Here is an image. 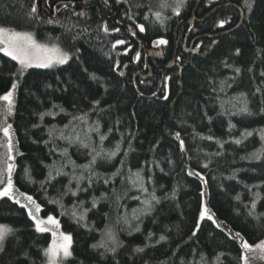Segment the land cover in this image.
<instances>
[{
    "label": "trees",
    "instance_id": "1",
    "mask_svg": "<svg viewBox=\"0 0 264 264\" xmlns=\"http://www.w3.org/2000/svg\"><path fill=\"white\" fill-rule=\"evenodd\" d=\"M248 3L167 0L161 8V0H0V26L32 32L71 55L65 65L21 73L0 52V96L19 85L7 117L18 153L14 186L41 206V219L60 224L40 233L24 208L0 199V225L14 230L0 264H46L52 231L72 237L73 255L63 264H243L242 242L264 241V156H253L264 149V0ZM33 5L38 14L30 12ZM194 13L197 21L186 25ZM188 32L198 53L183 51ZM160 39L168 41L160 45L164 58L150 71L145 48ZM174 54V66L163 68ZM8 163L0 146V188ZM153 193L158 202L139 211ZM204 204L220 228L200 219ZM108 230L118 243L114 253L92 247Z\"/></svg>",
    "mask_w": 264,
    "mask_h": 264
},
{
    "label": "snow or ice",
    "instance_id": "2",
    "mask_svg": "<svg viewBox=\"0 0 264 264\" xmlns=\"http://www.w3.org/2000/svg\"><path fill=\"white\" fill-rule=\"evenodd\" d=\"M107 2V0H106ZM85 3H87V0H85ZM245 5L250 6L248 3V0H245ZM167 0H161L160 7H167ZM65 8L69 7L68 4L64 5ZM30 12L33 14H38V8L37 6L33 5L30 8ZM77 16H86L87 14L85 12H77L75 13ZM179 14V13H177ZM156 20L162 21L161 13L155 12L154 13ZM145 19H148V17H145ZM51 23V21H49ZM139 31L144 32L145 28L143 25H139ZM103 30L106 34L109 33V29L105 25L103 27ZM116 32H119V29H115ZM135 35V33H133ZM124 40H118L116 44H124ZM168 43L165 39H160L159 41L155 42L156 45H166ZM115 47V45H114ZM0 52L4 54L6 57H10L11 60L15 61L20 66V71L25 72L28 69L31 68H51L54 65H62L68 63V60L70 59V56L62 52L59 48H48L46 45L39 43L35 36L31 32H20L16 31L14 29L6 28L3 26H0ZM237 72H239V69H236ZM264 75V73H261ZM166 79H171L170 77H166ZM19 85L18 83H12L11 84V90H9L6 94L0 96V102H3L4 108L3 111H0V115L4 116V123L3 125H0V131L3 133V137L6 138V143L0 146H4L7 149V158L8 160H14L15 157L12 155L13 149H14V135H13V126L11 123L7 122V117L13 115L14 109H15V93L18 89ZM167 99V97H165ZM247 105L243 108H241V112H247ZM47 115H51V113H47ZM43 119V116L41 117ZM83 119V118H80ZM49 134L52 135V130H49ZM246 136H251V132H247L245 134ZM177 136H179V133H177ZM61 139L67 140L69 143H73V137L72 136H65L63 132L60 133ZM101 139H104V137H101ZM209 139H211L209 137ZM261 139L264 140V133L261 135ZM75 141L83 144L84 142L80 139L79 136L75 137ZM183 141H180L181 147H183ZM235 143L239 144L241 143L240 140H236ZM87 146V145H84ZM223 146V145H221ZM119 149V145L117 146V150ZM116 153H110L108 154L109 157L114 156ZM62 155H67L66 151L62 153ZM97 156L100 155V153L96 154ZM254 158H261L264 156V149H262L258 153L253 154ZM95 162V157H93L92 163ZM87 167V166H86ZM204 168H208V164L203 165ZM14 171V165L12 163L7 164V182L6 186L3 188H0V199L8 198L12 200L14 203L20 205V207L24 208L27 212L28 217L33 221L34 226L36 228V231L40 233H44L49 231L45 225L52 224L56 228L60 227L59 221L53 217L48 216L47 219H41L38 215V213L41 211V206L36 202V200L31 196L27 194H21L19 191L15 188L13 179H12V173ZM26 175L29 176L28 170H25ZM60 172L57 170V175H59ZM137 179L139 180V173L135 174ZM197 175H200L197 173ZM49 177L54 179L55 177L52 174V171H49ZM73 179L77 180L79 182L80 180L84 179L83 176L79 177H73ZM89 183H91V176H89ZM201 179H204L201 177ZM0 183H3L0 181ZM105 183H108L106 180ZM133 183H136V181H133ZM207 184V181L205 180V185ZM140 190L142 192H147V189L143 186V181L139 180ZM71 190V189H69ZM79 190V189H78ZM73 195H76V192L72 193ZM23 195V198L27 200V204L21 203L20 199H17L18 196ZM205 193H201V196H204ZM258 196V194H257ZM139 199V197H137ZM239 199V197H237ZM152 201H157V197L155 194H151V200L145 199L142 201V203L145 205V208L142 210H139L141 212H147L151 208ZM31 206V207H30ZM96 206V201H93V207ZM252 209L256 208V203L253 202L251 205ZM76 206H74L72 210V215L77 216L76 212ZM252 213L250 212L249 215ZM134 218L136 217V213L133 214ZM207 218L208 220H212L214 224H216V227L220 228L221 225L213 218V216L210 214V211L207 207V204L203 205V209L201 212L200 219L203 220L204 218ZM79 220L85 219V214L81 213L78 217ZM125 222L127 223V217L124 218ZM138 230V229H137ZM14 230L8 227L7 225H0V252L4 251L5 248V242L7 240V237L9 234H11ZM196 233L194 232L193 235ZM56 233L53 232V236L55 237ZM241 234L239 232L235 233L236 238H240ZM165 237L161 236L160 240H164ZM109 241L111 242V247H109ZM71 245H72V237L71 235L67 234H60L59 240L53 239L51 242L50 247L44 250V256L47 257L46 264H63V261L66 260L69 257H72L73 253L71 251ZM93 248H105L107 251L115 252L116 248L118 247V243L113 236L112 232L110 230L107 231V239L102 240L99 245H92ZM241 248L243 250V255L240 256V260L243 261V264H251L252 261H255L256 259H264V241L256 243L255 246L248 243L247 240H244L241 244ZM138 252L143 251V249H137ZM219 259V258H217Z\"/></svg>",
    "mask_w": 264,
    "mask_h": 264
},
{
    "label": "flooded vegetation",
    "instance_id": "3",
    "mask_svg": "<svg viewBox=\"0 0 264 264\" xmlns=\"http://www.w3.org/2000/svg\"><path fill=\"white\" fill-rule=\"evenodd\" d=\"M189 35H190V32H188V34L186 35V39H185V42L183 44L184 53L194 52L195 49L199 46V45L196 46V44H197V40L196 39L197 38L190 40ZM175 46L177 47L176 40H175ZM155 48H156V50H161L162 51V56H161V58H155V59L153 57H151V56H148L146 61H147V66L150 68V71H152V67H151L152 65L154 67L158 68L159 64L157 62L160 59L164 58V49H163V47H160V45H158V46H155ZM175 57H176V54H174V57L172 58V60L170 62L175 61ZM150 62H151V64H150ZM167 64H169V63H167Z\"/></svg>",
    "mask_w": 264,
    "mask_h": 264
},
{
    "label": "rangeland",
    "instance_id": "4",
    "mask_svg": "<svg viewBox=\"0 0 264 264\" xmlns=\"http://www.w3.org/2000/svg\"><path fill=\"white\" fill-rule=\"evenodd\" d=\"M32 33V32H31ZM33 34V33H32ZM34 36H35V38H36V40L39 42V43H41V44H44V45H46L48 48H59V49H61L62 50V52H65V53H67L69 56H70V58H71V55L68 53V52H66V51H64L59 45H57V44H55V43H52V42H47V41H42V40H40L35 34H33ZM70 60V59H69ZM68 60V61H69ZM62 65H65V64H62ZM56 66H60V65H54L53 67H56ZM20 67V66H19ZM53 67H51V68H53ZM28 71V70H27ZM26 72V71H25ZM25 72H21V73H25ZM15 83H18V81H16ZM13 126V125H12ZM13 130H14V128H13ZM14 132V131H13ZM16 152V150H15V146H14V149H13V153H12V155L16 158V156H17V154L15 153ZM15 161V159L14 160H9V163H12L13 165H14V162ZM12 176H13V173H12ZM55 233H56V235H55V237L53 236V231H52V240L55 238V239H57V240H59V237H60V234H61V232L60 231H54ZM66 234V233H65ZM67 235H69V234H67ZM260 242H262V241H260ZM248 243H250V242H248ZM256 243H259V242H256ZM256 243H250V244H252L253 246H255V244ZM64 262V261H63ZM254 262V264H264V259H256L255 261H253Z\"/></svg>",
    "mask_w": 264,
    "mask_h": 264
},
{
    "label": "water",
    "instance_id": "5",
    "mask_svg": "<svg viewBox=\"0 0 264 264\" xmlns=\"http://www.w3.org/2000/svg\"><path fill=\"white\" fill-rule=\"evenodd\" d=\"M240 14H241V19H240V23H239V24H241L242 21H243V18H244V12L241 10ZM196 21H197V20H196L195 13H194L193 16H192V18L189 20L188 23H186V25H194ZM120 25H122V23H120ZM180 25H185V24L182 23V24H180ZM145 47H146V46H145ZM194 52H195V53H198V52H199V49H196ZM145 53H146L148 56L153 57L154 59H155V58H161V56H162V51H161V50H156V49H147V48H145ZM174 64H175V61H172V62L169 63L168 65H165V66H162V67L165 68V69H171V68L174 66Z\"/></svg>",
    "mask_w": 264,
    "mask_h": 264
}]
</instances>
